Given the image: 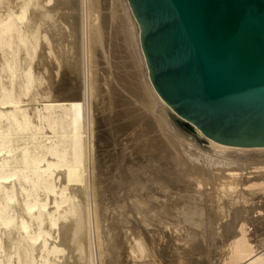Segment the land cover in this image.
Here are the masks:
<instances>
[{"label": "bare ground", "instance_id": "bare-ground-1", "mask_svg": "<svg viewBox=\"0 0 264 264\" xmlns=\"http://www.w3.org/2000/svg\"><path fill=\"white\" fill-rule=\"evenodd\" d=\"M104 1L99 20L102 0H0V264H264V146L217 143L179 116L128 0ZM119 38L137 119L102 74ZM89 97L107 99L103 124ZM108 203L131 240L110 237Z\"/></svg>", "mask_w": 264, "mask_h": 264}, {"label": "water", "instance_id": "water-1", "mask_svg": "<svg viewBox=\"0 0 264 264\" xmlns=\"http://www.w3.org/2000/svg\"><path fill=\"white\" fill-rule=\"evenodd\" d=\"M149 79L206 137L264 146V0H128Z\"/></svg>", "mask_w": 264, "mask_h": 264}, {"label": "rangeland", "instance_id": "rangeland-1", "mask_svg": "<svg viewBox=\"0 0 264 264\" xmlns=\"http://www.w3.org/2000/svg\"><path fill=\"white\" fill-rule=\"evenodd\" d=\"M6 1V4L7 5H14V4H16L17 3V1L18 0H5ZM105 4V1L104 0H102V2H101V5L99 6L100 8V11H98L99 12V20L100 19H102V17H104V16H106L105 14H107L108 13V10H106V9H108V8H106V4ZM39 6V5H38ZM37 5L35 6V8H37L38 7ZM102 7V8H101ZM34 8V9H35ZM33 9V10H34ZM102 9H104L103 11H101ZM102 13V14H101ZM104 15V16H103ZM118 45V46H117ZM119 47V48H118ZM119 50H118V49ZM122 48V49H121ZM115 49V50H114ZM109 50V51H108ZM106 51H108L107 52V54H109L108 55V60H109V63L111 62V66H110V69H109V67H106L107 65L106 64H104L102 67H103V70H102V74H104L103 76H104V78L105 79H107L106 81H108L109 82V84H112L115 88H117V93H116V95L114 96V98L115 99H122V100H125V101H128V102H130V104H129V106L131 107H135V110H134V112L132 113V115H131V117H130V119H132V118H134V119H137V118H139V116L141 117V115H143V113H142V110L140 109V107H137L136 105H138V103L137 104H135L137 101H134V97L129 93V90H128V88L126 89V85H125V83H127L129 80L130 81H132L133 80V78H134V76H135V73H134V71H133V68L131 67V59H127L126 58V52H127V49L125 48V46H124V43H123V41L119 38L117 41H116V45L114 46V47H111V48H109L108 46H106ZM123 51V52H122ZM117 52V53H116ZM120 52V53H119ZM112 53V54H111ZM114 53V54H113ZM113 55V57L114 58H112L111 56ZM110 56V57H109ZM119 56H121V58L119 57ZM120 58V59H119ZM113 59V60H112ZM117 59V60H116ZM116 60V61H115ZM120 60V61H119ZM123 60V61H122ZM37 62H38V57H36L35 59H34V61H33V64H34V67H36V66H38V64H37ZM116 63H118V64H116ZM124 63V64H123ZM105 66V67H104ZM119 68H118V67ZM107 68V69H106ZM114 68V69H113ZM106 69V70H105ZM124 69V70H123ZM111 70V71H110ZM117 70V72H115V71ZM125 70H127V71H125ZM63 71V68L60 70V72H62ZM105 71H108V75L105 73ZM113 73V74H111V73ZM115 72V73H114ZM120 73H122V74H120ZM128 73V74H127ZM43 74H44V77H45V74L47 75V73H45V72H43ZM119 74V76H121L122 78H123V81L121 80V79H118L116 76ZM106 75V76H105ZM125 75V76H124ZM113 76V77H112ZM128 76V77H127ZM133 76V77H132ZM59 77V74H58V76H56L55 77V79H57ZM110 77V78H109ZM132 77V78H131ZM114 79V80H113ZM127 79H129V80H127ZM112 80V81H111ZM118 81H119V83H118ZM129 81V82H130ZM81 82V81H80ZM117 83V84H116ZM122 83V84H121ZM115 84V85H114ZM118 84H120V86L118 85ZM106 88V87H105ZM107 89V88H106ZM121 90H123V91H121ZM120 94H121V96H120ZM105 95H107L106 93H105ZM128 96H130V97H128ZM124 97V98H123ZM100 101L98 98L97 99H92V97H89V103H91V105L93 104V105H95V104H97V103H95V101ZM105 101L107 100L106 98L104 99ZM94 101V102H93ZM97 101V102H98ZM104 101V102H105ZM104 102H98V104L97 105H99V106H97L96 105V107H94L93 105H92V107H93V112L92 113H94L93 114V116H94V118L95 119H97L96 121L97 122H100L101 124H103L104 122H103V119L101 118L102 116H104V114H108V112L106 113L105 111H103L102 110V104L104 103ZM107 102V101H106ZM135 102V103H134ZM95 103V104H94ZM105 104V103H104ZM102 105V106H101ZM100 107V108H99ZM95 108L97 109V110H99L100 109V111H97V110H95ZM119 108H121L117 103H114L113 104V110L114 111H117V110H120ZM116 109V110H115ZM95 110V111H94ZM101 110H102V112H101ZM112 110V111H113ZM141 111V114H140V111ZM103 114V115H102ZM96 115V116H95ZM99 115H101V116H99ZM133 116V117H132ZM99 119V120H98ZM102 119V120H101ZM123 120H127V119H123ZM176 125L182 130V132L188 137V138H190V139H192L197 145H199V146H203V144H204V142L203 141H201V139H199L197 136H195L192 132H191V130H188L187 128H185V127H183V126H181V125H179L177 122H176ZM107 126L106 125H103V126H101V128H106ZM136 128H140V127H138V126H136ZM190 136V137H189ZM252 170V169H251ZM249 171V170H248ZM92 169H91V171L89 172V175H91L92 176ZM251 174V173H250ZM250 174H247V176H252V174L250 175ZM90 177V176H89ZM91 178V179H90ZM89 178V180H88V182L90 183L89 184V190H88V192H89V196H91L92 198H93V194H91L92 193V188L91 187H93L91 184H93V181H92V177H90ZM91 190V191H90ZM89 198L90 200H89V204L92 206V204H94L93 202L94 201H92V200H94V199H92V198ZM109 201V203H111V199H109L108 200ZM108 203V212H107V214H108V216H109V218H108V230H109V232H110V237L111 238H114L116 235H115V232L118 234L119 232V236L116 238V239H120V240H124V241H126V239H127V237H129V231H130V229L127 227V226H125V228L123 227V225L122 224H120V223H118V222H116V220H115V209L113 208V205L112 204H109ZM94 207V206H93ZM93 207H91V209L93 208ZM91 215H92V213H91ZM110 222V223H109ZM120 224V225H122V226H120V225H118V224ZM117 224V225H116ZM110 225V226H109ZM115 226V227H114ZM118 228H120V229H118ZM124 229H123V228ZM115 228V229H114ZM117 228V229H116ZM119 230V231H118ZM128 230V231H127ZM114 232V233H113ZM115 235V236H114ZM128 235V236H127ZM92 236H94L93 237V240H96V235H94V233H93V235ZM112 236H114V237H112ZM131 237H129V239H130ZM111 240H114V239H111ZM128 240V239H127ZM131 240V239H130ZM95 256H96V254H95Z\"/></svg>", "mask_w": 264, "mask_h": 264}]
</instances>
